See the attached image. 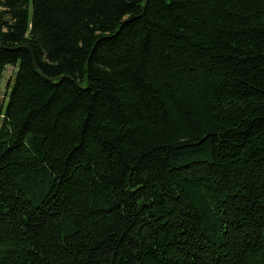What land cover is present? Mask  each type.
<instances>
[{
    "label": "trees",
    "instance_id": "16d2710c",
    "mask_svg": "<svg viewBox=\"0 0 264 264\" xmlns=\"http://www.w3.org/2000/svg\"><path fill=\"white\" fill-rule=\"evenodd\" d=\"M7 66L0 264H264V0H0Z\"/></svg>",
    "mask_w": 264,
    "mask_h": 264
},
{
    "label": "rangeland",
    "instance_id": "374dc122",
    "mask_svg": "<svg viewBox=\"0 0 264 264\" xmlns=\"http://www.w3.org/2000/svg\"><path fill=\"white\" fill-rule=\"evenodd\" d=\"M14 72H16V67L7 66L0 80V111L3 110L4 106H6V93L7 90L9 92L11 88L10 86L7 89V86L10 83L12 76L14 75Z\"/></svg>",
    "mask_w": 264,
    "mask_h": 264
}]
</instances>
